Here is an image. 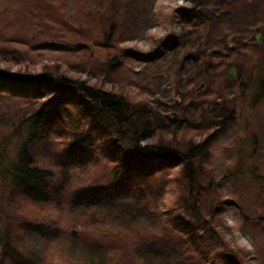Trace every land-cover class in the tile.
<instances>
[{"label":"rangeland","instance_id":"obj_1","mask_svg":"<svg viewBox=\"0 0 264 264\" xmlns=\"http://www.w3.org/2000/svg\"><path fill=\"white\" fill-rule=\"evenodd\" d=\"M113 6L111 16L102 0H0V68L23 75H67L122 94L132 104L150 105L162 134L182 149L190 140L188 126L197 124L200 143L207 129L217 134L221 127L207 155H201V184L207 186L210 177L225 179L218 193L204 192L198 199L203 217L211 222L209 228L223 242L208 241V234L202 237L207 240L209 264H264V89L260 88L264 0H184L183 4L179 0H113ZM190 9L202 11L207 18L199 26L193 20L197 26L191 27V33L181 23ZM110 22L115 24V36L108 45L104 36L109 34ZM191 34L195 37L192 49L179 58L181 45L189 44ZM214 53L234 66L225 77L202 68L206 54ZM110 59L119 67L110 69ZM6 99L0 105V144L9 139L7 152L14 158L20 145L11 140L13 134L48 99L21 93H9ZM44 128L49 139L35 146L38 163L55 169L59 161L69 169L65 176L70 179L56 175L50 205H34L25 192L0 181V236L8 237V246H0V264H82L77 246L80 234H71L72 227L65 228L63 222L68 224V215L80 221L90 204L100 214L107 213L111 203L117 208L133 207L129 190H111L106 197L84 195L73 204L67 202L71 204L67 210V196L87 185L105 184L106 178L94 174L83 183L82 158H75V163L61 159L69 133L55 108L46 109ZM256 155L262 156L261 165ZM172 186L177 205L181 202L177 173ZM180 206L164 212L178 220ZM58 211L68 213L60 226L53 222L59 220ZM40 220L46 221L40 224ZM163 234L157 245L155 240L138 243L130 255L157 264L175 263L184 246L173 234ZM225 254L230 261H223Z\"/></svg>","mask_w":264,"mask_h":264},{"label":"trees","instance_id":"obj_2","mask_svg":"<svg viewBox=\"0 0 264 264\" xmlns=\"http://www.w3.org/2000/svg\"><path fill=\"white\" fill-rule=\"evenodd\" d=\"M102 7H108L111 16L116 10L113 0H102ZM112 18V22H115L116 18ZM195 19L198 20V26L207 21L206 14L202 11L190 9L184 14L181 23L185 28L191 29L197 26L193 23ZM112 22L108 28L109 34L104 36L108 45L112 44L115 36V24ZM192 30L189 32H194ZM192 34L189 44L181 45L179 58L184 57L185 51H191L195 38ZM108 51L116 52L112 49ZM109 62L110 69L119 65L115 59H110ZM202 68L225 77L234 66L223 62L222 57L214 53L210 57L206 54ZM240 88L246 91L243 86ZM260 88L264 89V81ZM9 93H21L28 98L43 97L48 102L41 111L23 121L13 134L11 140L18 141L20 145L14 158H10L7 152L10 140L0 144V181L7 182L15 190L25 192L34 205H47L56 188V175L61 173L63 180L70 179V176H65L69 169H65L59 161L53 169V166L42 167L37 160L36 144L47 143L49 139L44 128L46 109L55 108L64 118L69 133L62 145L61 159L72 163L75 158H82L86 168L83 183L89 182L94 174H103L106 178L105 184L87 185L74 195L67 196L64 205L67 202L73 204L84 195L106 197L111 190H129L132 193V208L125 205L117 208L111 203L107 213L100 214L90 204L80 221L72 214L58 211L59 220L53 219V222L60 226L61 218L68 215V224L63 221L65 228L71 226V234H80L77 246L81 248L82 264H157L134 257L132 253L131 256L129 250L138 243L152 240L157 245L163 238V233L168 232L181 241L179 246H184L182 256L173 264H209L207 240L202 237L208 234V241L218 245L223 242L219 234L212 227L209 228L208 224L211 226V222L203 217L198 199L204 192L218 193L225 179L219 181L210 177L206 180L207 186H203L200 177L203 160L201 155H207V149L213 145L216 135L223 131L221 127L216 128V131L219 130L217 134L212 129H207L208 135L206 138L203 135L205 141L200 143L197 124L188 126L186 129L190 140L186 149H182L169 141V135L162 134L155 123L150 105L132 104L122 94L105 91L75 77L49 73L23 75L0 68V105L7 100ZM257 154H262V150ZM259 155H256V161L261 165L262 156ZM175 173L178 174L181 185V202L177 204L181 205L178 208L181 216L178 220H173L172 215L167 217L168 212H164L168 207H177L172 186ZM71 204L66 205L67 210L71 209ZM163 217L168 220L163 222ZM43 221L40 224L46 220ZM59 229L62 228L57 227ZM101 237L108 238V243H102ZM7 240V236H0V246L7 247ZM223 256V261L231 260L229 254Z\"/></svg>","mask_w":264,"mask_h":264},{"label":"water","instance_id":"obj_3","mask_svg":"<svg viewBox=\"0 0 264 264\" xmlns=\"http://www.w3.org/2000/svg\"><path fill=\"white\" fill-rule=\"evenodd\" d=\"M260 41H261V37L259 36V37H258V42H260ZM230 78L235 79L233 73H230ZM147 143H148V142H146V144H147Z\"/></svg>","mask_w":264,"mask_h":264},{"label":"clouds","instance_id":"obj_4","mask_svg":"<svg viewBox=\"0 0 264 264\" xmlns=\"http://www.w3.org/2000/svg\"><path fill=\"white\" fill-rule=\"evenodd\" d=\"M179 3L180 4H183L184 3V0H179ZM144 144V142L142 141V145Z\"/></svg>","mask_w":264,"mask_h":264}]
</instances>
